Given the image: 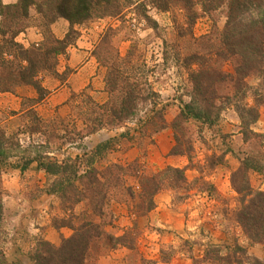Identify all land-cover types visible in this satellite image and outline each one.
<instances>
[{
	"label": "rangeland",
	"instance_id": "374dc122",
	"mask_svg": "<svg viewBox=\"0 0 264 264\" xmlns=\"http://www.w3.org/2000/svg\"><path fill=\"white\" fill-rule=\"evenodd\" d=\"M1 1L6 4L18 0ZM155 1L118 0L116 2H122L125 6L120 13L94 16L81 24H75L78 34L74 41L57 54L52 70L41 71L36 76L48 91L39 102L31 101L37 94L29 84L20 85L13 91L0 92V131L6 135L13 134L20 145L13 148L16 156L11 155L9 163H21L27 157L26 153L31 157L37 150L57 159L80 157L98 142L113 137L111 144L103 151L102 159L94 162L93 166L102 169L108 163H119L126 167L123 178L107 188L108 194H105L101 205V218L91 214V204L87 201L71 203L65 208L68 203L64 202L63 206L58 194L46 192L52 177L37 170L34 160L22 173L15 167H3L0 173L3 189L0 264H30L28 255L38 239L56 245L61 236L72 233L68 226L57 225L62 222L77 225L79 220L86 218L101 221L104 229L113 235L130 230L128 236L131 237V247L94 246L87 253L84 264H219L207 257L208 247L212 244L232 247L234 243L246 246L249 255L263 258L264 245L250 242L236 222L238 195L230 183L227 189L222 181L226 177L229 182L230 172L238 166L241 157L262 149L258 139L243 140L240 120L233 105L224 106L213 124L192 118L183 121L179 125L180 134L187 138V141L183 140L189 144V149H185L188 155L169 153L175 143L170 123L179 111L180 101H188L191 94L186 55L195 49V45L198 47L200 44L199 49L202 50L209 38L214 39L218 35L226 19V7L219 6L205 12L201 4L196 3L197 0H160L169 4L167 10H160L153 5ZM144 9L146 15L156 22L154 28L149 26L143 16ZM192 10L195 11V18L189 25L188 14ZM28 13L27 26L15 35V40L29 47L43 40V29L33 6ZM2 17L0 14V19ZM13 19L23 24L20 16ZM13 19L8 22V27L14 25ZM48 29L53 36L62 38L68 30V21L58 17L48 25ZM2 35L7 38L10 32L6 31ZM4 38L0 36V50L6 59H13L12 52L3 42ZM133 48L134 55L130 62L137 68L141 65L146 71V81L158 94V106L165 104L163 116L167 126L150 134L152 125L148 123L147 127L137 128L135 119L125 125L97 130L82 124V119H76L79 117L78 112L81 114L83 110L82 105L85 106V102L90 100L103 102L108 97L105 79L109 69L117 68L114 63L116 54L124 56L128 49ZM126 68L129 69L128 65ZM224 68L231 69L229 65ZM133 76L131 80L136 81L134 78H137L138 73ZM250 82L256 83L254 79H250ZM117 92L112 90L109 96L114 97L118 95ZM136 106L141 107L136 112L139 119L152 116L153 110L149 109L152 103L147 102L144 106L138 103ZM25 107H32L39 119H33L28 111L21 112V108ZM261 107L264 105L259 110ZM258 118L250 126L254 131L264 125ZM34 123L45 125L42 127L45 133H30L28 129ZM74 123L76 129L72 126ZM54 127L56 130L53 133L57 136L51 134ZM78 131L83 134L79 138L76 137ZM165 131H168L166 137L171 144L168 150L156 142V135ZM253 139L256 140L254 143ZM41 142L45 144L38 148L37 144ZM167 157L172 158L175 164L184 161L178 167L184 168L188 185L157 192L153 197L154 207L150 211L158 206L157 200L174 211L185 210L184 231L169 224L162 226L157 218L144 217L150 211L141 215L136 211L135 199L127 198L124 201L126 195L117 193L122 186L126 193L128 188L134 193L140 191L141 183L137 175L156 173L170 165L163 161ZM157 160L161 162L157 163ZM129 163L131 165L127 168ZM9 168L15 169L12 170L13 175H10L12 171H8ZM216 178L215 184L212 179ZM249 182L253 188L259 189L257 186L264 182V172L259 174L250 171ZM192 205L200 210L189 217L187 211ZM173 210L169 209L166 218L173 219L174 224L181 223L182 219L178 220ZM220 252L225 254L228 250L222 248ZM256 253H261V256Z\"/></svg>",
	"mask_w": 264,
	"mask_h": 264
},
{
	"label": "trees",
	"instance_id": "16d2710c",
	"mask_svg": "<svg viewBox=\"0 0 264 264\" xmlns=\"http://www.w3.org/2000/svg\"><path fill=\"white\" fill-rule=\"evenodd\" d=\"M116 1L118 0H18L15 3L5 4L0 0V14L3 16L0 19V36L4 38L2 34L6 31L10 32L9 37H5L3 42L12 52L14 59V61L11 58L6 59L0 50V92L13 91L20 85L29 84L34 87L37 94L34 99L31 98V101L42 100L48 91L36 79L37 74L53 69L57 54L63 52L78 34L74 28L75 24H81L94 16H113L120 13L125 6L122 2ZM187 1L191 2V0ZM196 3H200L205 12L225 6L226 19L218 35L214 39L209 38V42L202 50L200 44L198 47L195 45V49L186 55L188 60L185 64L189 66L191 94L188 101H180L179 111L170 123L175 143L169 153L188 155L185 149H189V144L184 141H187V138L180 134L179 125L183 121L192 118L213 124L218 120L224 106L233 105L240 120L243 140L258 139L262 148L257 153H248L241 157L238 166L230 172L229 183L238 195L239 204L235 219L250 242L264 245V191L253 188L249 182L250 171L259 174L264 172V134L250 127L259 116V107L264 105V0H197ZM153 5L160 10L169 8V4L160 0H156ZM31 6L39 14L43 40L28 47L16 41L15 35L27 26L28 10ZM143 11L149 26L154 28L156 22L148 14L146 15L145 9ZM194 12L192 10L188 14L189 25L194 21ZM19 16L23 24L14 21L13 18ZM58 17L68 21V30L62 38L53 36L48 29V25ZM12 19L14 25L8 27V22ZM133 55L134 48L128 49L124 56L116 54L114 63L117 68L109 69L105 79L108 97L99 103L84 100L85 106L82 105L83 110L81 114L78 112L79 117H76L82 119V124L97 130L125 125L135 119L138 123L137 128L151 124L150 134L167 126L163 116L165 104L158 106V94L151 88V83L146 81V71L141 65L137 68L130 62ZM192 64L195 67L191 68ZM127 65L129 69L126 68ZM225 65H229L231 69L224 68ZM135 73H138V76L134 78L136 81H132L131 78ZM250 79H254L256 83H251ZM112 90L118 91V95L109 96ZM147 102L152 103L149 107L150 111L153 110L152 116L139 119L136 117V112L141 107L136 104L140 103L144 106ZM24 110L28 111L33 119H39L32 107L21 108V112ZM43 126L34 123L28 130L30 133H45ZM72 126L76 129L75 123ZM54 130L56 127L51 130V134L57 136L54 135ZM76 135L79 138L83 134L78 131ZM13 138V134L6 135L4 131H0V173L7 165L17 168L22 173L34 160L37 170L52 177L46 192L58 194L63 206L64 202L69 204H66L65 208L71 203L87 201L91 204V214L102 217L101 205L105 200V194H108L107 188L112 183L119 182L126 170V167L119 163H108L102 169L93 166L94 162L102 159L103 151H106L113 137L98 142L80 157L57 159L49 156L47 152L41 153L37 150V153L31 157L29 153L24 152L27 157L16 164L8 161L11 155L16 156L13 148L20 147L18 141ZM43 144L45 142L38 143L37 147ZM130 165L131 163L127 168ZM137 176L138 182L141 183L140 191L134 193L128 188L126 193L122 186L117 193L126 195L123 197L124 201L127 198L135 199L136 211L141 215L154 207L153 197L160 190L166 188L174 190L188 185L184 168L178 166L166 165L156 173L149 175L139 173ZM2 194L0 182V218ZM59 226H68L72 229V233L66 237L61 236L56 245L42 238L38 239L28 255L30 264H84L87 253L94 246L103 244L108 248L116 245L131 247V237L128 236L130 230L123 231L120 235H113L104 229L101 221L92 218L81 219L77 225L62 222L57 225ZM222 248L227 249L228 252L222 254L220 252ZM206 255L214 263L219 264H264V256L258 258L249 255L246 246L239 243H234L232 247L212 244L206 250Z\"/></svg>",
	"mask_w": 264,
	"mask_h": 264
},
{
	"label": "crops",
	"instance_id": "0c3cea01",
	"mask_svg": "<svg viewBox=\"0 0 264 264\" xmlns=\"http://www.w3.org/2000/svg\"><path fill=\"white\" fill-rule=\"evenodd\" d=\"M259 112H260V114H259V120H261L262 122H264V119H262V117H264V107H261L260 108V110H259ZM223 121H225V120H223ZM232 124V123H231ZM257 131H261V132H264V125H262L261 126V128H260V130H258L257 129ZM168 135V131H165V132H163V133H161V134H159V135H156V138H157V143L158 144H160L161 146H165V148H167V149H165V150H168L169 148H170V146H171V144L168 142L169 140H168V138L166 137ZM167 139V141H166V139ZM162 152H164V150L162 151ZM179 159V158H178ZM177 159V160H178ZM182 159V158H181ZM166 161V164L168 163V164H170V165H173V166H181L180 164H184V161H182L181 163H178V164H175V163H173V159L172 158H163V161ZM180 160V159H179ZM157 163H160L161 161L159 160H157L156 161ZM234 168V166L232 167V169ZM12 170H14L15 171V169H11V168H9V170L8 171H12ZM7 175H9L8 174V172H7ZM10 175H13V171L11 172V174ZM12 179V178H11ZM223 186H227V189H228V184H229V182H228V178H226V177H224L223 178ZM212 182H214L215 184H216V182H217V178H216V180H214V179H212ZM259 189H261V190H264V182L262 183V184H260L259 186H257ZM226 188V187H225ZM228 191V190H227ZM156 203H159L158 204V206L156 207V209H154V210H152V211H150L146 216H144V217H149V218H157L158 220V222H159V224L160 225H162V226H164V225H167V224H169L170 226H172V227H174V228H176L177 230H183L184 231V229H182V228H184L183 227V222L185 221H183V219H184V212H185V210H183L182 212H180V211H178V210H176V211H174L173 210V208H171V207H168L170 210H173L177 215H178V220L180 219H182V222L181 223H176V224H174L173 223V219L172 220H170L169 218H166V216L168 215V213H169V209L166 207V205L165 204H161V202H159L158 200H157V202ZM190 208L188 209V211H187V215L189 216V217H193L194 216V214H197L198 212H199V207H197V208H195V206L194 205H192V206H189ZM173 211H171V212H173ZM158 216V217H157ZM151 219V220H152ZM152 222V221H151ZM194 227V226H193ZM187 228V227H186ZM189 228V227H188ZM262 252V251H261ZM257 255H259V256H261V253H256ZM106 261H107V259H105Z\"/></svg>",
	"mask_w": 264,
	"mask_h": 264
}]
</instances>
